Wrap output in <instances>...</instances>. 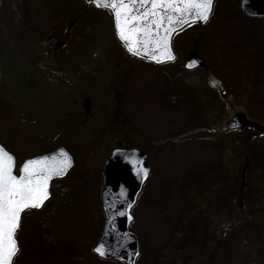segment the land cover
<instances>
[{
  "label": "rangeland",
  "instance_id": "1",
  "mask_svg": "<svg viewBox=\"0 0 264 264\" xmlns=\"http://www.w3.org/2000/svg\"><path fill=\"white\" fill-rule=\"evenodd\" d=\"M236 1L216 0L209 25L201 31L190 25L174 36L179 62L194 50L206 63L205 69L179 74L181 64L127 57L110 13L86 9L83 0H0V140L18 164L58 146L76 155L74 168L53 183L44 207L22 215L13 264H123L100 260L92 247L104 225V163L127 129V145L147 151L152 166L132 209L137 264L155 258V264H264V221L257 219L264 204V135H256L255 148L247 150L250 170L263 177L249 207L256 217L227 234L231 208L222 203L209 238L186 252L178 241L186 223L181 215L195 210L197 191L218 187V177L242 159L248 165L246 155L237 159L225 150L239 132L217 129L240 110L264 125V18L231 14ZM74 16L68 35L59 36ZM208 73L223 76L221 92L233 101L229 108L220 99L207 110L195 99ZM86 98L92 104L88 116ZM206 114L209 122L203 123ZM156 142L162 144L152 147Z\"/></svg>",
  "mask_w": 264,
  "mask_h": 264
},
{
  "label": "water",
  "instance_id": "2",
  "mask_svg": "<svg viewBox=\"0 0 264 264\" xmlns=\"http://www.w3.org/2000/svg\"><path fill=\"white\" fill-rule=\"evenodd\" d=\"M87 5L94 6L98 9H107L111 12L113 18V25L115 34L123 45L126 52L136 58L141 60L153 62L157 65H161L167 62H172L175 60L176 56L172 48V38L174 34L189 24L196 23L198 25H204L208 22L212 9L214 0H212L211 10L208 13L207 19H200L195 17L196 8L192 7L187 15V22L181 20L179 24L174 26V29L165 37L163 28L160 29L159 35L155 32L151 37H144L141 34L142 47L138 50L135 49L136 38L133 36V49L129 50L128 44L125 40L121 38L116 28V19L113 14L112 9L106 6L110 0H84ZM177 4L183 7L181 0H175ZM196 0H192L195 4ZM242 10L251 16L264 17V0H243ZM151 8V2L144 3L143 0H137L135 3V9L139 12H143L146 9ZM163 38V39H162ZM159 40L160 47L156 48L153 41ZM167 42L169 52L166 53L164 50V43ZM146 44L148 50L145 51L143 45ZM170 54L171 58H168ZM155 57V58H153ZM204 66V62L198 57L196 52H191L188 55L186 61V69L192 70L197 67ZM85 114L88 115L91 110V101L89 98L86 99L84 103ZM234 128H246V129H258L264 131V127H261L258 123L251 122L247 119L245 114H236L231 124L227 129ZM0 148L12 156V173L19 177L23 175V165L28 161H34L32 166L33 175L37 177H43L45 174L50 173L53 170L60 169L64 166L65 159L70 161V166L66 168L62 175H52L50 179L47 180V198L43 200L39 207H28L20 212L19 226L22 214L27 210H40L43 205L48 201L51 196V184L56 179L64 178L67 173L72 169L74 165L73 157L70 153L63 147H59L50 153L44 155H38L29 158L23 162L20 167L19 174L15 173L16 168V158L11 154L0 142ZM146 154L140 153L137 150H114L111 156L108 158L105 166L104 172V189L102 193V201L105 211V226L101 236L95 243L94 253L102 259H113L126 264H136V260L139 255V242L135 234L130 231V225L133 221V216L131 215V209L136 203L137 196L141 191L142 185L146 180L149 173V167L146 164ZM15 231V241L17 244V249L19 250L18 241L16 239V233L19 229ZM100 248L104 253L101 255L96 251ZM15 255L11 259V264L13 262Z\"/></svg>",
  "mask_w": 264,
  "mask_h": 264
},
{
  "label": "snow or ice",
  "instance_id": "3",
  "mask_svg": "<svg viewBox=\"0 0 264 264\" xmlns=\"http://www.w3.org/2000/svg\"><path fill=\"white\" fill-rule=\"evenodd\" d=\"M137 0H110L106 5L112 9L116 19V28L119 35L128 44L130 51L133 49V36L136 38L135 49L142 47L141 34L144 37L159 35L163 28L165 37L170 35L174 26L181 20L187 22V15L192 7L196 8L193 18L207 19L211 10L212 0H181L183 7L175 0H150L151 8L143 12L135 9ZM148 3L149 0H143ZM163 39V38H162ZM156 48L160 47V41H153ZM145 51L147 45H143ZM164 50L169 52L167 42ZM155 58V57H153ZM168 58H171L170 54ZM34 161H28L23 165V175L17 177L12 173V156L0 148V264H11L15 255L17 244L15 231L19 226L20 212L28 207H39L47 198V180L52 175H62L70 161L65 159L64 166L60 169L45 174L42 178L33 175ZM101 255L100 248L96 249Z\"/></svg>",
  "mask_w": 264,
  "mask_h": 264
},
{
  "label": "flooded vegetation",
  "instance_id": "4",
  "mask_svg": "<svg viewBox=\"0 0 264 264\" xmlns=\"http://www.w3.org/2000/svg\"><path fill=\"white\" fill-rule=\"evenodd\" d=\"M250 18V17H249ZM55 29V28H54ZM53 29V30H54ZM51 31V42H54L53 47L57 48V37L54 36L55 31ZM220 126L217 131H221ZM239 133L236 135L238 139L242 136L257 135L256 133H250V131L237 130ZM226 131H221L225 133ZM121 141H126L121 139ZM120 147L128 148L129 146L120 145ZM113 150V149H112ZM111 150V151H112ZM242 162L239 163V169L227 170L221 176L218 177V187L210 188L208 191L199 192L195 196L197 202L194 211H186L181 216L186 220L180 224L179 230V248L181 252L194 249L199 246L206 236L209 238L213 233L214 228L217 227L218 222L221 219L220 206L222 203H228L230 206V219L227 223L225 231L227 234H234V229L238 225L245 224L251 218L256 217V214H251L250 205L252 204L254 197V187L257 184V180L261 177L262 172L257 170H247ZM148 181H150L148 179ZM146 181L145 185L148 183ZM103 189V180H102ZM263 212V213H261ZM257 219L264 221V204L262 211L257 213ZM211 241V239H209ZM165 256L167 253L165 252Z\"/></svg>",
  "mask_w": 264,
  "mask_h": 264
},
{
  "label": "trees",
  "instance_id": "5",
  "mask_svg": "<svg viewBox=\"0 0 264 264\" xmlns=\"http://www.w3.org/2000/svg\"><path fill=\"white\" fill-rule=\"evenodd\" d=\"M87 9V7H86ZM78 17H73L71 19L66 20L65 24H63L62 28L64 29V32L61 30L59 32V36L62 35H68V33L70 32V28L72 26V24H75V21ZM79 26V25H78ZM76 29V28H75ZM203 30V28H200L199 31ZM53 47V46H52ZM123 53L125 54V51L122 49ZM182 63L178 62V65ZM182 71L183 73H186V71L183 70V66L180 67L179 72ZM208 76L213 77V82H209L208 81V85L203 86V87H199V90L197 93H195V99L200 101V103L207 109L210 110L211 108H215L218 101L220 99H222V92H221V88L222 85L225 84V82L223 81V78L221 79L220 77H218L216 74H212V73H208ZM208 114V113H207ZM207 114L203 116V123L205 122H209L206 117Z\"/></svg>",
  "mask_w": 264,
  "mask_h": 264
}]
</instances>
